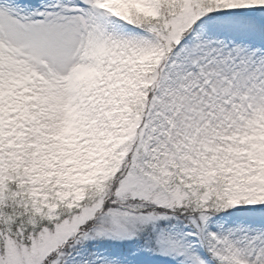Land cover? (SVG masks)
<instances>
[{"label": "snow or ice", "instance_id": "1", "mask_svg": "<svg viewBox=\"0 0 264 264\" xmlns=\"http://www.w3.org/2000/svg\"><path fill=\"white\" fill-rule=\"evenodd\" d=\"M0 264H264V0H0Z\"/></svg>", "mask_w": 264, "mask_h": 264}]
</instances>
